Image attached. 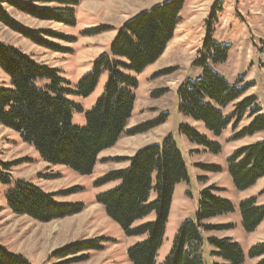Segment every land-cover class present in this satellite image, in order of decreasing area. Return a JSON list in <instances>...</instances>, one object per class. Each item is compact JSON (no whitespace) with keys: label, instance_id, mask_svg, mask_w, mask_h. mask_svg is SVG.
<instances>
[{"label":"trees","instance_id":"1","mask_svg":"<svg viewBox=\"0 0 264 264\" xmlns=\"http://www.w3.org/2000/svg\"><path fill=\"white\" fill-rule=\"evenodd\" d=\"M37 1L55 3L59 8L51 11L34 6L35 2L0 0V23L35 44L51 47L40 38L41 33L20 26L8 14L4 4L35 19L75 27L76 8L85 0ZM186 1H165L126 21L117 30L108 52L94 61L91 71L81 77L74 89L57 69L36 62L13 46L0 43V70L8 78L7 85H0V126L17 134L44 163L68 167L81 176L92 175L99 156L113 148L123 135L132 136L147 130H127L136 105L138 76L162 57L173 40ZM199 54L201 59L194 65L201 68V77L187 81L177 90L179 114L201 123L214 137H219L231 125L235 132L232 141L264 133V114L256 98L250 96L235 104L252 85H230L210 67L211 63L216 65L227 60V48L214 44L208 35ZM104 75L107 77L104 90L92 109L86 112L85 125L75 126L74 115L82 114L84 109L72 98H89ZM231 104L234 105L233 112L227 116L224 110ZM247 114L251 122L236 132L237 125ZM179 133L213 155L221 151L219 144L211 142L196 128L180 125ZM127 162V168L97 181L98 187L117 184L99 195L97 203L127 237L142 238L128 249L130 262L157 264L174 191L178 184L188 180L187 167L171 138L138 150ZM227 163L238 191L253 188L264 178V139L236 150ZM14 167L15 164L0 162V183L10 187L5 202L16 216L50 223L83 211L79 203L58 202L56 194L47 193L30 182L14 180L11 175ZM215 192V188L200 192L196 220H187L181 225L163 264H204V233L231 228L207 223L234 211L233 205L216 196ZM240 210L244 231H257L264 221V206H258L256 198H250L241 203ZM152 215L153 220L137 225ZM98 241L67 245L54 252L52 257L59 260L100 250ZM207 244L212 249L211 257L227 264H244L243 251L231 238H210ZM250 256H264V245L253 247ZM0 264L29 263L0 246Z\"/></svg>","mask_w":264,"mask_h":264},{"label":"rangeland","instance_id":"2","mask_svg":"<svg viewBox=\"0 0 264 264\" xmlns=\"http://www.w3.org/2000/svg\"><path fill=\"white\" fill-rule=\"evenodd\" d=\"M18 1L35 2L34 6L51 11L59 8L55 3ZM165 1L169 0H85L76 8L75 27L35 19L4 4L8 14L20 26L41 33L40 38L51 47L35 44L1 23L0 43L13 46L36 62L57 69L74 89L81 77L91 71L94 61L108 52L117 30L126 21ZM95 32L96 35H91ZM175 33L162 57L138 76L136 105L127 130H147L132 136L123 135L113 148L99 156L92 175L81 176L68 167L44 163L17 134L0 126V162L15 164L11 172L14 180L30 182L47 193L56 194L58 202L79 203L84 208L77 215L50 223L16 216L5 202L10 187L0 183V246L23 257L29 264H132L128 249L142 238L127 237L97 203L99 195L117 184L98 187L96 183L109 173L127 168V159L138 150L171 138L183 155L188 180L175 188L157 264H163L169 255L181 225L187 220H196L200 192L207 188H215V195L228 200L234 211L207 222L212 226L231 228L204 233V264H227L210 256L212 249L207 244L210 238H231L238 243L245 256L244 264L264 262V256H250L253 247L264 245V221L257 231L247 233L243 229L240 210L241 203L250 198H256L257 205L264 206V178L253 188L238 191L227 163L236 150L263 140L264 133L232 141L235 132L231 125L219 137H214L201 123L179 114L177 98V90L182 84L201 77L202 70L194 63L201 59L199 51L210 35L214 44L228 50L224 63H211L210 67L230 85H252L235 104L253 96L264 114V0H187ZM106 79L104 75L89 98H72L84 109L82 114L74 115L75 126L85 125V114L102 95ZM7 84L8 78L0 70V85ZM233 108L234 105H229L224 114L230 115ZM251 120L247 114L237 125L236 132ZM180 125L196 128L211 142L219 144L220 153L213 155L207 148L190 143L179 133ZM153 219L154 215L137 225ZM92 240H99L100 250L59 260L52 257L54 252L67 245Z\"/></svg>","mask_w":264,"mask_h":264},{"label":"bare ground","instance_id":"3","mask_svg":"<svg viewBox=\"0 0 264 264\" xmlns=\"http://www.w3.org/2000/svg\"><path fill=\"white\" fill-rule=\"evenodd\" d=\"M176 34V33H175ZM51 245V244H50ZM55 245V244H54Z\"/></svg>","mask_w":264,"mask_h":264}]
</instances>
